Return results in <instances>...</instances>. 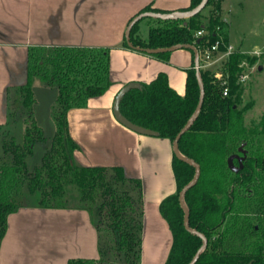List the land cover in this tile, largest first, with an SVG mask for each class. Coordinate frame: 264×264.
<instances>
[{
  "label": "trees",
  "instance_id": "16d2710c",
  "mask_svg": "<svg viewBox=\"0 0 264 264\" xmlns=\"http://www.w3.org/2000/svg\"><path fill=\"white\" fill-rule=\"evenodd\" d=\"M200 2L190 0L182 10ZM223 10V0H208L201 12L186 20L149 18L147 37L138 33L141 19L131 30V41L135 46L150 48L179 43L199 46L222 36L229 43L230 24ZM145 11L168 12L151 3L138 13ZM197 30H203L199 37L195 35ZM122 45L131 48L125 37ZM110 51L109 46L29 47L26 82L15 89L13 102L8 104L9 119L0 124L2 130L16 124L20 117L24 123L21 138L11 128L0 132V244L8 228V216L22 206L77 208L88 211L98 231L99 257L71 258L67 264H141L145 215L142 180L128 175L121 165L79 162L75 151L81 145L72 137L68 121L71 108L86 106L91 97L102 95L112 84ZM170 54L150 55L169 61ZM243 61L253 64L256 56L237 49L225 62L221 79L212 68H201L205 87L202 109L179 139L180 151L201 167L198 182L185 197L190 225L208 238L195 264H264V113L258 121L246 123L245 112L252 103L240 106ZM35 79L57 88L55 131L49 141L34 114ZM225 87L227 95L223 93ZM199 97L193 64L187 70L184 94L174 89L167 73L161 71L150 82L129 90L120 109L132 122L158 131L159 137L173 143L195 111ZM46 142L40 163L30 168L28 157L34 154L37 143ZM241 147L246 150V158L243 167L233 171L228 158L236 153L243 155ZM234 163L239 164L237 158ZM172 167L176 190L159 203L172 233L164 264H188L202 239L184 226L179 192L193 178L195 167L175 153Z\"/></svg>",
  "mask_w": 264,
  "mask_h": 264
},
{
  "label": "crops",
  "instance_id": "0c3cea01",
  "mask_svg": "<svg viewBox=\"0 0 264 264\" xmlns=\"http://www.w3.org/2000/svg\"><path fill=\"white\" fill-rule=\"evenodd\" d=\"M149 3L175 11L187 7L190 0H0V109L8 89L26 82L29 47H111L112 84L102 95L91 97L86 106L68 112L70 133L81 145L75 156L84 165H121L128 175L142 180L145 215L141 264H164L172 233L159 203L176 190L172 142L129 129L112 110L123 85L150 82L161 71L167 73L174 89L185 93L187 70L194 64L192 50L176 49L169 61H163L122 45L128 23ZM229 42L233 44L230 35ZM35 117L41 124L37 114ZM7 121V116L3 117L0 124ZM51 136H47L48 141ZM46 144L37 143L35 148L41 145L44 151ZM98 257V231L84 209L22 206L8 216L0 264H67L71 258Z\"/></svg>",
  "mask_w": 264,
  "mask_h": 264
},
{
  "label": "rangeland",
  "instance_id": "374dc122",
  "mask_svg": "<svg viewBox=\"0 0 264 264\" xmlns=\"http://www.w3.org/2000/svg\"><path fill=\"white\" fill-rule=\"evenodd\" d=\"M223 6L225 9L224 13L229 19V35L234 46H240L242 50L246 51L244 53L256 56V61L253 64L246 61L244 69L249 73V79L243 83L240 104V106H244L249 102L252 103V106L245 112L246 123L251 124L258 121L264 113V53L259 56L250 53L255 50V45L258 46L256 48H259V50L264 49V0H223ZM148 19L149 17H145L139 22L141 36H146L148 33ZM253 65L254 67L252 68ZM32 87L36 97L33 105L34 113L37 114L45 134L51 136L55 131L54 110L56 107L57 88L55 85H45L39 80H35ZM15 89V87L8 89L4 100L5 104L4 106L2 105L4 108L0 109L1 120L6 116L9 119L8 104L13 102ZM5 127L3 128L4 130ZM7 128L14 130L18 138H21L24 130L22 117L17 120V124L13 123ZM2 152L0 134V154ZM42 154L43 147L38 145L34 154L28 158L30 168L40 163Z\"/></svg>",
  "mask_w": 264,
  "mask_h": 264
},
{
  "label": "water",
  "instance_id": "95a60500",
  "mask_svg": "<svg viewBox=\"0 0 264 264\" xmlns=\"http://www.w3.org/2000/svg\"><path fill=\"white\" fill-rule=\"evenodd\" d=\"M207 3H208V0H201V2L198 5H196L195 7L191 8V9H188V10H175V11H168V12L145 11V12L138 13L130 20V22L128 23V26L126 28V31H125V38H126L128 45L131 48L138 50V51H143V52H146L148 54H154V53H158V52L174 51V50L180 49V48H187V49L192 50L194 53V64H195V68H196V76H197L199 88H200L199 102L197 104L195 111L190 116V118L187 120L185 125L181 128V130L178 132V134L176 135V137L172 143L173 152L175 153V155L179 159L186 161L187 163H189L195 167V174H194L193 178L188 183H186L179 192V202H180V205L184 211V226L190 233L197 235L202 239V244L200 245L197 252L195 253V255L193 256V258L191 259V261L188 264H195L196 261L198 260V258L200 257V255L202 254V252L206 249V247L208 245V238L206 237V235L203 232L199 231L198 229H196L190 225V222H189L190 209H189V207L186 203V199H185L186 193L194 185H196V183L198 182V179H199L200 173H201V167H200V164L195 159L184 155L180 151V148H179L180 137L192 126V124L194 123V121L198 117V115L202 109V105H203V101H204V97H205V87H204V82H203L201 69H200V59H199L198 50L194 44H189V43H179V44H175V45H171V46H167V47H160V48L135 46L131 41L130 34H131V30H132L133 26L138 21H140L141 19H143L145 17L155 18V19H163V20H167V19H185L186 20V19H189L190 17L198 14L199 12H201L205 8ZM185 23H187V21H185ZM199 40L200 39H198V41ZM260 68H262V67H260ZM139 86H140L139 82L130 81L120 88V90L116 94L114 102H113V106H112L113 114H114L115 118L121 124H123L124 126L128 127L129 129H131L137 133L158 136V131L132 122L127 117H125L121 112L120 103H121L123 97L125 96V94L129 90H131L133 88H137ZM240 150L243 152V155L236 153V154L230 155L228 158V165L233 171H239L243 167V161L246 158V150L243 147H241ZM234 158L238 159V161H239L238 165H236L234 163Z\"/></svg>",
  "mask_w": 264,
  "mask_h": 264
},
{
  "label": "built area",
  "instance_id": "2783aa9c",
  "mask_svg": "<svg viewBox=\"0 0 264 264\" xmlns=\"http://www.w3.org/2000/svg\"><path fill=\"white\" fill-rule=\"evenodd\" d=\"M227 21V20H226ZM203 34V30H197L195 35L199 37ZM200 59V69L201 68H212L214 74L217 78L223 77V66L229 56L237 50V48L232 43H226L222 36L218 37L214 42H204L203 44L195 45ZM223 46V48H222ZM254 55H261L264 53L263 50L255 49L251 52ZM242 66H246V61L241 63ZM249 78V73L244 70L240 75V81L242 83L246 82ZM225 82V81H224ZM223 93L228 94V88L225 87Z\"/></svg>",
  "mask_w": 264,
  "mask_h": 264
}]
</instances>
